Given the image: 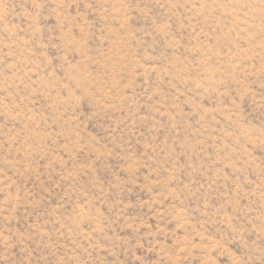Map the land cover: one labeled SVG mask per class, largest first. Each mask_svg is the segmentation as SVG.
I'll list each match as a JSON object with an SVG mask.
<instances>
[{"label":"rangeland","instance_id":"374dc122","mask_svg":"<svg viewBox=\"0 0 264 264\" xmlns=\"http://www.w3.org/2000/svg\"><path fill=\"white\" fill-rule=\"evenodd\" d=\"M0 264H264V0H0Z\"/></svg>","mask_w":264,"mask_h":264}]
</instances>
